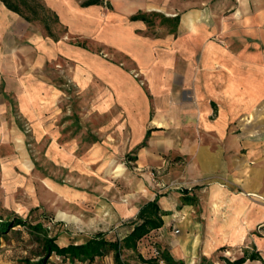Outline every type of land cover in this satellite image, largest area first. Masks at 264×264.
Wrapping results in <instances>:
<instances>
[{
  "label": "rangeland",
  "instance_id": "obj_1",
  "mask_svg": "<svg viewBox=\"0 0 264 264\" xmlns=\"http://www.w3.org/2000/svg\"><path fill=\"white\" fill-rule=\"evenodd\" d=\"M26 1L40 3L47 18L16 23L18 44H10L5 58L0 55L2 221L21 217L27 224L40 222L50 235H57L61 246L87 242L100 232L107 240H120L140 208L165 193L157 201L167 213L165 224L143 237L136 251L123 250L127 264H143L138 254L166 264L162 253L176 264H222L245 251L258 253L261 260L244 264H264V217L258 211L263 199L247 192L236 172L248 148L257 149L263 141L259 125L232 123L227 139H213L201 128L190 127L186 130L200 137L182 138L175 101L169 107L164 98L154 100L139 69L129 71L128 56L98 40L97 30L112 32V13L120 11L116 0L88 7L81 6L86 0ZM165 14L171 13H146L147 29L142 31L154 36L167 24ZM40 38L56 46V55L39 48L35 41ZM68 47L71 54L83 51L126 69L148 98L147 128L156 127L155 106L163 128L155 129L144 146L143 138L135 141L125 113L115 106L114 93L94 74L82 72L77 58L68 59ZM225 148L233 157L230 172L198 156L202 150L219 153ZM256 160V155L250 157L245 167ZM117 165L124 168L122 173L113 172ZM245 173L249 178L251 172ZM182 206L189 212L184 214ZM59 212L78 221L60 219ZM0 244L27 260L37 261L42 251L37 235L25 226L8 228ZM48 264L70 263L52 255Z\"/></svg>",
  "mask_w": 264,
  "mask_h": 264
},
{
  "label": "crops",
  "instance_id": "obj_2",
  "mask_svg": "<svg viewBox=\"0 0 264 264\" xmlns=\"http://www.w3.org/2000/svg\"><path fill=\"white\" fill-rule=\"evenodd\" d=\"M115 8L120 11L112 13V32L105 28L103 32L97 30L98 40L128 56L129 71L139 69L154 100L164 98L169 107L175 101L177 121L183 125L182 138L200 137L199 133L186 130L190 127L201 128L213 139H227L231 134L228 125L232 123L259 125V138L263 141L257 143V149L248 148L245 158L239 159L236 172L247 192L262 197L258 213L264 217V0H116ZM139 11L171 14H165L167 24L160 31L148 36L142 31L147 29L145 22L130 19ZM16 18L21 17L0 2V55L4 58L10 44H18L16 23L25 22ZM41 39L35 41L39 48L56 55V46H48ZM108 39L111 41L107 42ZM70 50L68 47V59L77 58L82 72L91 77L94 74L114 93L115 106L125 113L135 141H144L150 129L153 133L163 128L164 120L157 106L156 127L147 128L148 98L126 69L88 57L83 51L71 54ZM254 155L256 164L245 167L244 163ZM198 156L201 160L210 158L216 169L219 165L226 172L232 171L233 157L228 148L219 153L202 150ZM249 171L251 175L246 178L245 172ZM182 207L184 214L189 212L188 207ZM35 261L15 256L0 244V264ZM95 262L113 264L111 255Z\"/></svg>",
  "mask_w": 264,
  "mask_h": 264
},
{
  "label": "trees",
  "instance_id": "obj_3",
  "mask_svg": "<svg viewBox=\"0 0 264 264\" xmlns=\"http://www.w3.org/2000/svg\"><path fill=\"white\" fill-rule=\"evenodd\" d=\"M0 2L7 10L21 17L26 22L45 21L47 18L44 14L45 10L43 6L36 1L32 5H29V2L26 0H0ZM104 4L105 0H86L81 3V6H103ZM155 14L160 16L159 13ZM54 15L58 18L56 14ZM130 19L132 21L148 22L146 13H137L131 16ZM151 131V129L147 131L141 146H144L146 140L150 137ZM162 195L164 196L165 193ZM160 197L157 196L154 200L148 201L140 208L135 220L129 221L131 230L129 229L128 233L120 240H107L104 238L103 233L100 232L87 242L81 244L70 243L66 246H60L57 243V235H50L40 222L27 224V221L21 217H14L6 221H2L0 218V239L5 236L8 228L16 226H25L32 234L37 235V240L41 244L42 251L39 259L29 264H48V260L52 255L61 257L64 261L68 260L70 264H73L75 261L93 263L95 260L112 255L113 264H127L122 259L123 250L136 251L137 243L143 237L154 230L160 229L164 224L163 217L167 213L161 210L157 204ZM161 257L166 264H176L167 253H162ZM137 258L143 264H157L158 262L156 258L144 259L140 254L137 255ZM254 260H261L260 255L245 251L242 257L233 261L224 259V263L222 264H244L246 261Z\"/></svg>",
  "mask_w": 264,
  "mask_h": 264
},
{
  "label": "bare ground",
  "instance_id": "obj_4",
  "mask_svg": "<svg viewBox=\"0 0 264 264\" xmlns=\"http://www.w3.org/2000/svg\"><path fill=\"white\" fill-rule=\"evenodd\" d=\"M158 126H162V125L158 123ZM123 171H124V168L121 165H117L113 172L119 174V173H122ZM57 216L60 219H64V220H66L68 222H77L78 221V219L75 216L69 215V214H66V213H63V212H59L57 214Z\"/></svg>",
  "mask_w": 264,
  "mask_h": 264
}]
</instances>
